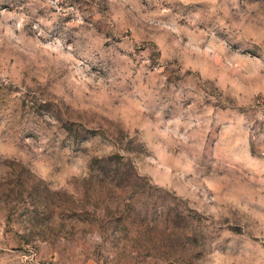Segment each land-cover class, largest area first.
Instances as JSON below:
<instances>
[{
    "label": "rangeland",
    "instance_id": "obj_1",
    "mask_svg": "<svg viewBox=\"0 0 264 264\" xmlns=\"http://www.w3.org/2000/svg\"><path fill=\"white\" fill-rule=\"evenodd\" d=\"M0 264H264V0H0Z\"/></svg>",
    "mask_w": 264,
    "mask_h": 264
}]
</instances>
